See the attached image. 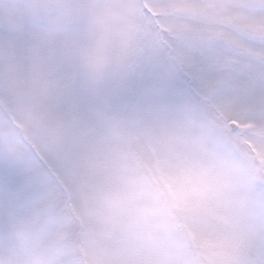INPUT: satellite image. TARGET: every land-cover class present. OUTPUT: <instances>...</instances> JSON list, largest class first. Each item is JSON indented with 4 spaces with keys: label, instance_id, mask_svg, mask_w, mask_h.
<instances>
[{
    "label": "snow or ice",
    "instance_id": "obj_1",
    "mask_svg": "<svg viewBox=\"0 0 264 264\" xmlns=\"http://www.w3.org/2000/svg\"><path fill=\"white\" fill-rule=\"evenodd\" d=\"M0 96L51 134L0 156V244L30 218L34 264H264V163L222 174L207 143L224 97L264 106V0H30ZM129 201L183 234L101 247L94 217Z\"/></svg>",
    "mask_w": 264,
    "mask_h": 264
},
{
    "label": "rangeland",
    "instance_id": "obj_2",
    "mask_svg": "<svg viewBox=\"0 0 264 264\" xmlns=\"http://www.w3.org/2000/svg\"><path fill=\"white\" fill-rule=\"evenodd\" d=\"M28 3L30 0H0V27L19 24ZM222 103L227 107L215 114L207 133L208 150L216 166L222 174L235 175L244 166L254 168L264 163V106L258 100L232 96L224 97ZM229 122H235L236 127L230 129ZM42 136L51 139L47 129L32 121L26 110L10 111L0 96V156H12L31 165L28 153H35L34 142ZM129 205L115 208L106 218L94 217L100 221L101 247L135 256L146 245L164 251L165 245L175 244L176 237L183 234L180 224L158 211H139L135 201H129ZM36 227L30 218L19 220L8 244H0V259L7 258L10 264H34L35 256L29 247L30 229Z\"/></svg>",
    "mask_w": 264,
    "mask_h": 264
},
{
    "label": "water",
    "instance_id": "obj_3",
    "mask_svg": "<svg viewBox=\"0 0 264 264\" xmlns=\"http://www.w3.org/2000/svg\"><path fill=\"white\" fill-rule=\"evenodd\" d=\"M228 125H229L230 129H234L236 127L235 122H229Z\"/></svg>",
    "mask_w": 264,
    "mask_h": 264
}]
</instances>
